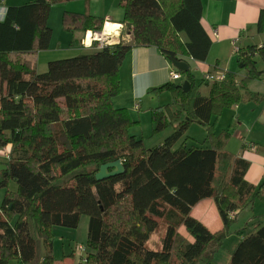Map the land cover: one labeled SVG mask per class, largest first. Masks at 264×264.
Here are the masks:
<instances>
[{
  "label": "trees",
  "instance_id": "1",
  "mask_svg": "<svg viewBox=\"0 0 264 264\" xmlns=\"http://www.w3.org/2000/svg\"><path fill=\"white\" fill-rule=\"evenodd\" d=\"M67 1L9 5L0 20V150L11 147L0 187L8 180L17 184L0 205V264L10 259L53 264L52 227L76 228L82 214L88 216L89 252L79 264H213L235 221L229 214L251 209L257 196L264 199V180L248 183L249 162L224 151L220 136L210 137L211 147L173 145L192 120L209 123L215 110L245 100L243 85L226 71L224 80L206 82L209 93L202 95L187 70V92L174 82L150 89L169 90L175 109L152 108L153 131L168 126L172 131L149 148L129 133L136 121L127 108L111 103L129 49L154 46L167 58L206 59L212 43L200 21L202 0H120L126 38L101 47L94 41L90 51L50 60L37 72L33 55L49 46L51 6ZM257 19V32L264 33V8ZM61 23L67 32L101 31L104 20L65 10ZM236 55L247 68L246 78H259L255 57L264 63V44L238 48ZM118 159L122 174L95 179L101 164ZM220 160L230 174L216 185ZM87 165L96 168L59 182ZM207 198L224 221L215 232L191 214L196 202ZM159 221L165 223L163 238L152 248L146 243ZM179 227L190 239L180 236ZM252 227L238 239L227 264H264V224L256 221Z\"/></svg>",
  "mask_w": 264,
  "mask_h": 264
},
{
  "label": "crops",
  "instance_id": "2",
  "mask_svg": "<svg viewBox=\"0 0 264 264\" xmlns=\"http://www.w3.org/2000/svg\"><path fill=\"white\" fill-rule=\"evenodd\" d=\"M29 1L31 0H0V4H4L7 7L9 5H20ZM72 2H80V0H74ZM119 3L120 0H89V13L101 17L104 20V25L101 31L105 30L107 23L115 25V28L112 29L113 34L112 31L110 32V35L108 34V37L111 39H114L117 33H119L117 38L122 35L123 38H126V35L122 34L123 25L121 24V19L123 11ZM64 5L68 7L66 8L67 12L75 11L74 9L80 10L79 8H73L71 4L68 5V1L55 4V6L62 7ZM201 8L202 16L200 21L207 32L206 34L209 35L212 44L209 46L210 49L204 61H196L190 58L186 59V62L190 67L189 70L197 68L203 71V74L204 72H213L214 70L225 71L222 69V61L227 59V66L230 67L231 58L236 55V53L233 52L232 46L234 41L235 46L242 49L247 48L249 45L260 46L261 44H264V33L257 32L256 29L260 10L264 8V0H202ZM51 12L48 16V24L52 14ZM57 13V10L54 11V20L57 18ZM61 26L59 27V24H56L55 27L59 30V37L61 36L64 39L55 40L54 30H52L48 48L40 50L33 55L37 72L44 71L50 60L71 57L82 52L90 51L91 45H83L81 42L84 31H74L72 33L63 31V33L60 31L62 30ZM181 37L185 39L182 35ZM255 59L258 60L259 58L255 57ZM172 67L169 58L163 55L159 49H156L154 46L134 47L129 49L119 68L120 91L117 95L112 97L111 103L114 107L127 108L130 117L135 121L140 120L142 123L149 118V110L153 107L154 103L151 101V95L153 93H149L148 91L154 87L162 86L164 83L173 82L169 80V71ZM228 70L229 69H227V71ZM244 78H246V76H244ZM241 80L243 82L239 83V85H243V87L240 88V91L244 93V97H246L245 100H255L258 102L257 105H261L262 107L261 112L257 116L253 125V129L257 130V134L256 132L255 134H252L254 136L251 135L252 140L248 143L243 140L244 145L242 149H239L240 152L236 155L241 156L249 162V167L244 174V179L248 183L256 186L264 180V151L259 152L257 149L259 148L257 143L264 140V98L262 97L264 96V91L250 90L246 86V81L244 82L243 78L237 75V81L240 82ZM203 83L206 86V92L208 91L209 93V86H207L205 81H203ZM197 90L200 91V86L197 87ZM208 93L206 95H208ZM249 104L250 103H248V105ZM167 105H169V111H174L175 108L172 107L173 105L171 103ZM234 106L236 110L239 109V104H234ZM236 118L238 121L237 124L240 127L242 122L241 117L237 116ZM171 131L172 129H170L165 136L163 134L162 137H164L161 138L164 139L171 133ZM235 134L241 138L239 130H236ZM162 139L158 144L162 143ZM253 204L254 203H252L251 209L245 208L240 211L238 210L235 213V221L232 226L238 227L236 231L239 232V234L236 241L231 244V251H233L238 239L254 229L252 227L253 223L256 221L259 222V219H256L257 215L253 214ZM191 214L204 223L211 231L215 232L223 227V218L219 215L220 213L212 198L202 199L199 202H196L191 209ZM243 216L246 217L247 220L239 226ZM232 226L230 228H232ZM227 237L224 240H227ZM230 253L231 252H229V254L227 253L225 261L222 264L228 263Z\"/></svg>",
  "mask_w": 264,
  "mask_h": 264
},
{
  "label": "rangeland",
  "instance_id": "3",
  "mask_svg": "<svg viewBox=\"0 0 264 264\" xmlns=\"http://www.w3.org/2000/svg\"><path fill=\"white\" fill-rule=\"evenodd\" d=\"M74 0H68V5H72L73 8H79L80 10L74 9L75 11L84 12L87 11L89 13V0L86 2L85 0L80 2H72ZM70 3V4H69ZM54 5V6H53ZM51 6L50 12L51 18L49 25L52 30H54V39L63 40V37H59V30L56 29V24H59V27L61 26V18L62 13L64 10H67L68 8L66 5L62 6H55L53 4ZM92 6V5H91ZM54 7V8H53ZM58 11L57 18H53L54 11ZM61 32L65 31L63 28L60 30ZM67 32V31H65ZM64 33V32H63ZM72 33V32H69ZM107 34V33H105ZM113 34V31H112ZM57 40V41H58ZM235 55V54H234ZM233 55V56H234ZM230 67H228V61L227 59L223 60L222 69L227 71L229 69V72H233L236 74L235 82L236 85L239 86V83H242L237 81V75H239L241 78L244 79V82L246 81V86L250 90L255 91H264V63L261 62V60H256V69L259 71H262L259 78H249L246 79L244 76L247 74V68L241 67V64L239 63L237 59V55H235L233 58H231ZM191 74L193 75V79L197 87L200 86V93L203 95H206L208 91L206 92V86L203 83V71L197 68H192L190 70ZM182 77L180 80L173 81L176 84L182 83L186 79V74L181 73ZM241 74V75H240ZM151 95L153 103V107L160 106L163 110L166 109L167 104L172 103V93L169 90H165L162 92H152ZM248 103H250L248 105ZM258 102L255 100H243L237 104H239V109L236 110L234 105L230 107L225 108H219L218 110L214 111V115L212 116L209 123H203L199 122L198 120H192L186 132L178 138V140L174 144V148H176L179 145H186L190 146L192 144L200 147H211L212 146V140L210 137L220 136L223 140V150H225L227 153L231 154L232 156H236L240 150L242 149L244 142L248 143L250 140H252L251 135L257 134V130L253 129L254 122L257 118V116L261 112V105H257ZM149 110V118L142 123L140 120H136V123L129 127L128 131L130 134L135 135L137 138H140L143 141V146L145 148H149L153 145L158 144L161 139L167 134L170 129H172L170 126L165 127L164 129L154 132L153 127L151 124V110ZM253 109V110H252ZM138 111V110H137ZM136 111V112H137ZM237 116L241 117V126H238ZM236 130H239L241 133V138L238 137V135L235 134ZM164 136L162 137V135ZM254 136V135H252ZM162 137V138H161ZM243 140H245L243 142ZM259 140V139H258ZM258 151L263 152L264 151V140L260 141V143H257ZM221 160L218 162V168L219 171H217L215 183L216 185L219 183L222 184L225 182L224 180L228 178V175L230 174L229 165L222 167V163H220ZM96 167L94 165H87L83 167L76 168V170L70 172L69 174L63 176L59 182H63L71 178L74 174L80 173V172H89L93 171ZM224 170V171H223ZM226 183V182H225ZM17 190V184L13 180H8L5 187H0V205L3 200V197L5 196L6 192H15ZM264 192V191H263ZM253 214H256V219H259V224H264V199L257 196L255 200H253ZM235 217V216H234ZM235 219V218H232ZM244 219V220H242ZM239 226L242 225L244 221L247 220L246 217H242ZM78 226L76 228H67L62 226H54L51 229V251L54 258L53 264H79L84 263L82 258L85 257L86 253L89 252V247L87 246V224H88V216L85 214H82L80 217V220H78ZM165 227V223L163 221H159V225L157 229L154 230V232L150 235L148 242L149 247L152 248H159L161 245V240L163 238V230ZM230 228V227H229ZM238 227L232 226V228L229 229L227 234V240L223 241V245L216 253L213 263L214 264H222L225 261V257L227 256V253L231 252V244H233L236 239L238 238L239 232L236 231ZM179 233L180 236H182L185 239H190L189 234L183 227H179ZM180 239V238H179ZM39 240V239H38ZM182 241V239L180 240ZM179 241V242H180ZM42 241L40 240L39 246L37 247V253L41 254L43 252L42 248ZM77 245H82L84 247V251L81 253L77 251L76 247ZM8 264H21L15 259H10L8 261ZM202 264V263H199Z\"/></svg>",
  "mask_w": 264,
  "mask_h": 264
},
{
  "label": "built area",
  "instance_id": "4",
  "mask_svg": "<svg viewBox=\"0 0 264 264\" xmlns=\"http://www.w3.org/2000/svg\"><path fill=\"white\" fill-rule=\"evenodd\" d=\"M7 7L4 4H0V20L3 19L5 13H6ZM106 24V23H105ZM97 33V31L94 30H86L83 33V38L81 40V42L83 43V45H88L87 44V39L88 38L90 40L89 42V46L94 42V41H98L99 42V46L101 47L103 44L106 43H114L117 42L119 40V38H117L119 36V33L116 34V37H114V39H111L110 37H108L109 35L105 34L100 38H96V36H94ZM233 52L237 53L238 51V47L235 46V41L233 43ZM182 72H180L179 70H177L175 67H172V69L169 71V80L170 81H177L180 80L182 77ZM225 71L222 70H214L212 71H207L204 72L203 74V81L205 82H218V81H222L225 78ZM10 156V146L6 145L5 148L0 150V159H2V161H7L8 158ZM230 217H234L233 213L229 214ZM77 251L81 253V251H84V247L82 245H77L76 247ZM84 258H82L83 260Z\"/></svg>",
  "mask_w": 264,
  "mask_h": 264
},
{
  "label": "water",
  "instance_id": "5",
  "mask_svg": "<svg viewBox=\"0 0 264 264\" xmlns=\"http://www.w3.org/2000/svg\"><path fill=\"white\" fill-rule=\"evenodd\" d=\"M169 60L171 61L172 66L182 73L185 71L187 72V70H189L190 68L189 64L184 60H177L174 58H169ZM179 87H181L182 91L184 92H187L190 89L189 82L187 80H184ZM198 121L201 122L200 120ZM5 168L6 165L3 162H0V170H4ZM123 172H124V167L122 165V162L118 159L101 164L100 167L98 168V171L95 172L94 176L96 180H101L104 178L122 174Z\"/></svg>",
  "mask_w": 264,
  "mask_h": 264
},
{
  "label": "bare ground",
  "instance_id": "6",
  "mask_svg": "<svg viewBox=\"0 0 264 264\" xmlns=\"http://www.w3.org/2000/svg\"><path fill=\"white\" fill-rule=\"evenodd\" d=\"M115 24V23H114ZM115 28V25H112L110 23H107L105 26V30L97 32L94 36H96V38H100L103 35H105V33L110 34V32L112 31V29ZM117 28V27H116ZM87 40V44L89 45L90 40L88 38H86Z\"/></svg>",
  "mask_w": 264,
  "mask_h": 264
}]
</instances>
